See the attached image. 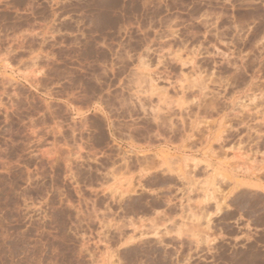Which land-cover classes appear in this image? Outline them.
Wrapping results in <instances>:
<instances>
[{
    "label": "rangeland",
    "instance_id": "obj_1",
    "mask_svg": "<svg viewBox=\"0 0 264 264\" xmlns=\"http://www.w3.org/2000/svg\"><path fill=\"white\" fill-rule=\"evenodd\" d=\"M0 264H264V0H0Z\"/></svg>",
    "mask_w": 264,
    "mask_h": 264
}]
</instances>
